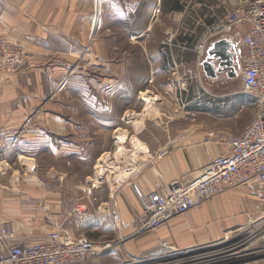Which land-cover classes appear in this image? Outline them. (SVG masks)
<instances>
[{"label":"rangeland","instance_id":"obj_1","mask_svg":"<svg viewBox=\"0 0 264 264\" xmlns=\"http://www.w3.org/2000/svg\"><path fill=\"white\" fill-rule=\"evenodd\" d=\"M256 1L167 0L162 7L177 11L171 15L172 22L167 23L165 31H160L163 27L153 29L150 37L148 34L137 39L149 24L148 9L152 0H75L76 36L81 39H76L74 61L60 64L64 72H60L52 97L59 105L60 118L88 121V127L76 128L80 135H88V142L80 143L81 150L69 160L72 165L66 178L75 184L83 182L88 175V191H85L88 213L105 200L107 184L111 194L114 189L111 187L120 183L115 179L120 170L144 167L149 155L160 150L168 138L196 130L198 126L207 132L237 135L251 121L254 106L243 93L241 76L229 77L223 72L215 78L206 77L202 62L212 42L220 39L237 42L241 38L247 24H228L227 17ZM169 17H164L165 21ZM0 39L19 45L27 55L21 44L5 36ZM159 40L162 42H156ZM239 56H243L241 48ZM25 63L26 59L19 69ZM144 92H150L153 97L150 105L139 98ZM117 129L124 131L122 145L114 135ZM130 139L146 146L149 154L133 151ZM118 151H124L122 157L118 156L121 158L116 156ZM105 153L110 155V163L120 170L108 169L103 181L94 186L90 178L94 176L97 160ZM41 163L45 172L46 166L55 160L50 154H44ZM57 164L60 171H64L62 164ZM237 190L241 192L244 208L240 216L245 218V224L226 232L213 243L190 249L176 248L187 254L175 258L178 261L172 264H194L189 258L195 254L205 257L204 260L218 258L209 264H229L244 259L246 261L240 264H264V242L240 239L250 229L248 223L264 214V190L257 186H240L227 192ZM67 194V203L72 205L75 198L72 187ZM230 199L239 201L232 196ZM110 202L111 216L114 199ZM234 241L241 242L229 248ZM166 252L163 249L155 257L147 253L127 258L125 264H163L160 263L163 259L159 260Z\"/></svg>","mask_w":264,"mask_h":264},{"label":"crops","instance_id":"obj_2","mask_svg":"<svg viewBox=\"0 0 264 264\" xmlns=\"http://www.w3.org/2000/svg\"><path fill=\"white\" fill-rule=\"evenodd\" d=\"M166 2L152 0L149 24L137 39L148 34L150 37L153 29L163 27L160 31H165L167 23L172 22L171 15L177 12L162 7ZM75 14V0H0V36L21 44L27 53L26 63L18 72L0 75V225L11 226L13 242L43 243L58 232L63 241L87 238L95 245H111L85 264H125L134 256H158L159 243L163 241L178 249H190L213 243L226 232L243 226L246 220L240 214L244 205L237 190L173 218L155 234L130 237L134 220L146 208L150 190L158 185L165 192V185L195 176L210 158L223 153L221 147L204 143L208 132L200 126L168 138L160 150L149 155L144 167L127 169L137 171L112 186L111 194L107 184L105 200L88 213V175L83 182L66 181L72 165L69 160L81 150L80 143L88 142V135H80L76 128L88 127V121L60 118L59 105L52 97L60 72H64L60 64L73 62L77 55L76 39L81 37L76 36ZM163 15L171 18L165 21ZM250 27L247 24L237 42L230 38L228 42L240 49V41ZM164 149L167 153L162 159L152 160ZM44 154H50L56 163L46 166L45 172L41 163ZM70 187L75 196L72 205L67 203ZM231 196L239 201L231 200ZM113 199L120 215L118 226L109 212ZM203 258L195 254L189 259L194 264L218 260Z\"/></svg>","mask_w":264,"mask_h":264},{"label":"built area","instance_id":"obj_3","mask_svg":"<svg viewBox=\"0 0 264 264\" xmlns=\"http://www.w3.org/2000/svg\"><path fill=\"white\" fill-rule=\"evenodd\" d=\"M226 21L231 25L251 26L240 41L242 89L254 106L251 121L237 135L208 132L204 143L221 147L223 153L210 158L195 176L165 185V192L158 185L150 190L146 208L134 220L130 237L155 234L173 218L199 208L228 190L240 186L264 190V0L237 10ZM236 53L239 54L238 47ZM25 59L22 47L0 39V75L14 74ZM166 153V149L161 150L152 160L162 159ZM111 216L118 226L120 215L115 206ZM249 227L257 228L254 239L243 236L242 242H264V214L251 220ZM14 237L9 224L0 225V264H85L94 254L103 253L111 246L95 245L86 238L63 241L58 232L52 233L45 242L32 245H18L13 242ZM159 248L167 250L159 260H166L160 262L164 264L187 254L165 241L159 243Z\"/></svg>","mask_w":264,"mask_h":264},{"label":"bare ground","instance_id":"obj_4","mask_svg":"<svg viewBox=\"0 0 264 264\" xmlns=\"http://www.w3.org/2000/svg\"><path fill=\"white\" fill-rule=\"evenodd\" d=\"M95 25H94V29H96V27H97V19L95 20V23H94ZM139 98H141V100L143 101V102H145V103H147V105L150 103V101L153 99V97H152V95H151V93L150 92H144V93H141L140 95H139ZM154 101V100H153ZM150 105V104H149ZM148 107V106H147ZM147 109V108H146ZM128 113V112H127ZM129 117V116H128ZM115 138L117 139L116 141H118V143H120L121 145H122V143H124L125 142V135H124V131H122V130H120V129H117L116 130V132H115ZM132 138V137H131ZM128 139V138H127ZM131 140V139H130ZM127 142V141H126ZM131 143H132V145H133V151H137L139 154H149L148 152H147V147L146 146H144L143 144H140L136 139H132L131 140ZM120 148V147H119ZM122 151V150H121ZM117 152L116 153V156L118 157V156H120L121 155V157H122V153L124 152ZM115 156V155H114ZM123 156H125L124 154H123ZM121 157H118V158H121ZM111 157H110V155L108 154V153H105V154H103V155H101L100 156V158L97 160V162H96V164H95V168H94V176L92 177V178H90V182L94 185V186H96L97 184H99L100 182H102L103 181V178H104V176L106 175V172H108L109 170L108 169H114L115 171L116 170H120V168L119 167H117L116 165H113V163H110V159ZM115 158V157H114ZM113 162V161H112ZM141 161H139V163H140ZM138 168V167H137ZM127 170V169H126ZM139 170V169H138ZM135 171H137L136 169L134 170V169H132L131 171H121L120 170V172L119 173H117V175L115 176L116 178V180L117 181H121L122 179H126V178H128L129 176H131ZM136 174V173H135ZM250 229L248 230V232L245 234V236L244 237H248V236H250L251 238L252 237H254L255 236V234H256V229L257 228H255V229H253L252 227H249ZM251 238H249V239H251ZM241 239V241H243V238H240ZM241 241H234L230 246H229V248H231V247H237V245H239V243L241 242ZM228 248V247H227ZM223 250H225V249H223ZM262 250H264V249H262ZM263 254H264V251H263ZM177 258H179V257H177ZM196 259V258H195ZM180 260V259H179ZM165 261V260H164ZM176 261H178V260H174L173 259V262H168V263H165V264H172V263H174V262H176ZM183 261V260H182ZM193 261H194V259H193ZM243 261H245V259L243 260ZM238 262V261H237ZM164 264V263H163Z\"/></svg>","mask_w":264,"mask_h":264},{"label":"water","instance_id":"obj_5","mask_svg":"<svg viewBox=\"0 0 264 264\" xmlns=\"http://www.w3.org/2000/svg\"><path fill=\"white\" fill-rule=\"evenodd\" d=\"M237 52V47L222 39L212 43L206 50V57L202 62V70L206 77L215 78L216 74L233 71V56ZM218 62V67L214 65ZM229 77H237L231 75ZM248 262V261H247Z\"/></svg>","mask_w":264,"mask_h":264},{"label":"flooded vegetation","instance_id":"obj_6","mask_svg":"<svg viewBox=\"0 0 264 264\" xmlns=\"http://www.w3.org/2000/svg\"><path fill=\"white\" fill-rule=\"evenodd\" d=\"M233 71H225L226 76H231V75H235L237 77L240 76V72H241V57L239 56L238 53L234 54L233 58ZM214 65L216 66V68L218 67V62L214 61ZM223 73V72H222Z\"/></svg>","mask_w":264,"mask_h":264}]
</instances>
